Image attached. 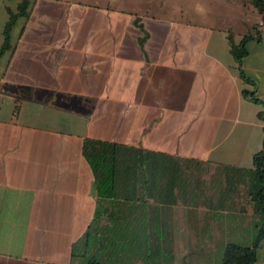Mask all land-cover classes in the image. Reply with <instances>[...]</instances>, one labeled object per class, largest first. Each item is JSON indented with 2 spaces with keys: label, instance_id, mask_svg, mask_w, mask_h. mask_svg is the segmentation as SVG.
<instances>
[{
  "label": "crops",
  "instance_id": "0c3cea01",
  "mask_svg": "<svg viewBox=\"0 0 264 264\" xmlns=\"http://www.w3.org/2000/svg\"><path fill=\"white\" fill-rule=\"evenodd\" d=\"M19 1L0 0V47ZM235 4L255 15L244 33L232 28ZM252 9L32 1L0 55V264H78L75 248L114 264H187L194 252L193 264H211L217 248L220 264L228 242L252 244L243 236L257 214L240 191L264 131L263 105L243 94L264 101V21ZM257 24L240 64L249 82L227 31L238 44ZM84 140L99 143L83 152ZM144 152L177 161L180 186L143 184ZM263 252L264 239L257 264Z\"/></svg>",
  "mask_w": 264,
  "mask_h": 264
},
{
  "label": "trees",
  "instance_id": "16d2710c",
  "mask_svg": "<svg viewBox=\"0 0 264 264\" xmlns=\"http://www.w3.org/2000/svg\"><path fill=\"white\" fill-rule=\"evenodd\" d=\"M32 1L33 0H20L14 9L7 8L8 19L2 31L3 43L0 47V55L10 48V34L14 24L18 20H22L24 23L28 19ZM241 1L256 9V11L261 14L262 20L264 21V0ZM227 37L231 53L238 63L240 75L244 80L249 81L242 72L240 64L242 58L247 54V41L250 39L260 40L259 31L255 29L254 34L244 35L238 44L234 43L233 33L230 29L227 31ZM243 94L250 98L251 101L262 104L264 107V101L253 97V92L244 91ZM257 116L264 122V109L259 111ZM95 143L99 142L84 140L83 152H86L88 148H91ZM150 154L151 153L144 152V157L139 161L140 174H142L144 178L143 184L147 183L149 185L152 183L151 179L159 182L162 177H164L169 181V186H167L168 189L172 191L174 186L173 183H175L177 179L181 180L182 177H184L178 162L171 158L156 159V157H154L155 155L149 157ZM246 175L250 177L247 185V193L253 202L254 212L260 216V220L256 223L255 238L250 246L228 242L224 247L220 264H257V250L261 245V241L264 239V131L261 148L252 156L251 168L246 171ZM158 187L162 188L159 185L154 187V189H160ZM144 189L148 191L151 187H145ZM104 211L107 210L104 209ZM113 221L114 219H111V222ZM96 226H98V220H95V227ZM91 235L92 230H89L85 234L84 239L90 238ZM72 256L78 259V264H114L112 258L104 259L92 252L82 253L76 248L75 250L73 249ZM168 259L169 261L172 259L171 251Z\"/></svg>",
  "mask_w": 264,
  "mask_h": 264
},
{
  "label": "rangeland",
  "instance_id": "374dc122",
  "mask_svg": "<svg viewBox=\"0 0 264 264\" xmlns=\"http://www.w3.org/2000/svg\"><path fill=\"white\" fill-rule=\"evenodd\" d=\"M241 8L242 9V7H240V5H237V4H235L234 5V7H233V9H234V12H233V24H232V28L234 29V31L237 33V32H241L242 31V33H244L245 31H246V28H245V22L242 24L241 22H242V20L243 21H246V22H249L250 23V21H252L253 19H254V16L255 15H252L251 13H248V14H246V12L244 11V9H243V11H241V10H239L238 8ZM231 7L228 5V9H230ZM254 9V8H253ZM252 9V10H253ZM229 12L228 13H230V10H228ZM237 11H240V13H238ZM218 12H220V10L218 11ZM254 14H257V11H256V9H254ZM246 14V15H245ZM249 28V27H248ZM254 28V29H253ZM250 29V28H249ZM255 29L256 30H258L259 32L261 31V27H260V24H257V25H255V26H253L252 27V29L250 30L251 32H253L254 33V31H255ZM261 33V32H260ZM230 175V174H229ZM228 175V176H229ZM235 175V174H234ZM239 177H240V175H238ZM235 179H240V178H238L237 177V175H235V178L233 179V180H235ZM241 181H242V185H241V190L240 191H246V187H247V185H248V181L250 180V177L248 176V175H246L245 173H244V176H242L241 177ZM179 181V182H178ZM179 183H180V180L179 179H177V181L175 182V183H173V185L175 186H180L179 185ZM186 184L187 183H184V182H182V187L183 188H185L186 187ZM173 186V187H174ZM171 197H172V199H173V201H174V199H175V197H173L172 195H171ZM171 199V198H170ZM177 205H178V207H181L182 205L179 203H177ZM238 205V202L235 204L234 203V206H237ZM256 220L257 221H259L260 220V216H258V215H256ZM249 221V220H248ZM246 232H248L247 233V235H245V236H243L244 237V239L246 240V242L244 241L243 243H249V240H250V242L252 243V241H253V239L255 238V231L252 229H248V231H246ZM216 237V236H215ZM247 238H248V240H247ZM243 241V240H242ZM242 243V242H241ZM111 249V248H110ZM109 249V250H110ZM112 252L114 253V250L112 249ZM112 252L110 253V251H108V254H110L112 257H113V255H112ZM191 253H193L192 251H191ZM196 254H197V252H196ZM210 254L212 255V258H211V264H216L217 263V256H218V254H219V250L216 248L213 252H210ZM192 256H189L188 258H187V264H193L195 261H196V258H195V252L193 253V254H191ZM263 256H264V252H263ZM216 262V263H215ZM172 264H178V261H174Z\"/></svg>",
  "mask_w": 264,
  "mask_h": 264
}]
</instances>
